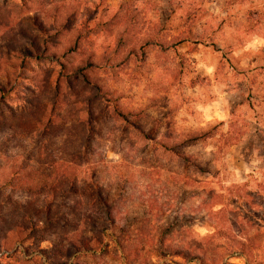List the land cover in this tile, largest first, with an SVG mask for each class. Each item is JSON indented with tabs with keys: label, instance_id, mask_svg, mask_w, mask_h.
I'll return each mask as SVG.
<instances>
[{
	"label": "rangeland",
	"instance_id": "obj_1",
	"mask_svg": "<svg viewBox=\"0 0 264 264\" xmlns=\"http://www.w3.org/2000/svg\"><path fill=\"white\" fill-rule=\"evenodd\" d=\"M69 161L116 218L89 252L22 186ZM0 264H264V0H0Z\"/></svg>",
	"mask_w": 264,
	"mask_h": 264
},
{
	"label": "trees",
	"instance_id": "obj_2",
	"mask_svg": "<svg viewBox=\"0 0 264 264\" xmlns=\"http://www.w3.org/2000/svg\"><path fill=\"white\" fill-rule=\"evenodd\" d=\"M27 56L30 57L28 53ZM92 65L93 60L87 57L86 59H82L78 65L65 70V75L67 76V79L72 76L80 77L83 82L93 85L92 87H94L95 92L102 98L104 95L109 94V89L102 83L95 81L97 79L96 75L90 73L92 70ZM84 110L88 115L93 114L92 110H90L89 103H86V108ZM114 113L117 114L120 113V111L115 108ZM121 117L123 120H126L123 115ZM90 128H92V125H90ZM140 132L143 136L147 135L142 129H140ZM230 132H232V127L229 125L228 133L230 134ZM171 137H179V135H171ZM204 137H210L207 131H190V133L184 135V139L181 142H196L205 139ZM75 153L82 154V152L74 149V154ZM185 156L189 157V155ZM68 165L71 166V170L69 174L67 173L66 175L62 176V178H57L59 175L58 169H55L53 173H51L52 176H47V173L38 170L35 166L29 165L30 167H28L24 175L25 177L32 178L24 181L23 185L21 184V181L16 184H19V186L22 185L23 187L26 186V188L31 190L46 188L48 193H52L53 196L50 199H45V201L43 199V201L46 202V205L44 206V212L50 219H55L54 208L57 206V204L55 203L54 194L63 192L65 199L67 200L65 206H67L66 208L68 210L66 213H64L66 217L65 215L62 217L64 218L63 224L70 225V227L73 228L67 231L63 237V249L68 253L71 252L72 249L89 252L102 245L103 241L105 240L104 226L106 225V227L110 228L115 224L116 218L113 214L110 201L101 196L99 185L94 183V181L91 180L87 183L86 179L83 178V193L78 194V192H80L77 191L79 190V183L77 181V175L74 173L76 167H72V161H69ZM73 187L75 188L73 189ZM84 195L87 196V198ZM98 201L99 203L97 204ZM84 202L86 204L91 203L92 206L102 204L104 209L99 212L85 214L82 212V210H79ZM83 225H88L87 229H83ZM123 240H125V238H122L121 236L117 237V239H113L116 244L124 248Z\"/></svg>",
	"mask_w": 264,
	"mask_h": 264
}]
</instances>
